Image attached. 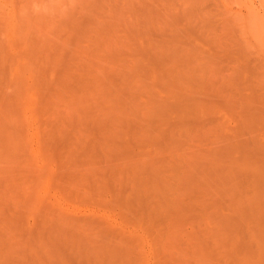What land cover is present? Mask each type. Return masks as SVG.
Listing matches in <instances>:
<instances>
[{
    "label": "rangeland",
    "instance_id": "374dc122",
    "mask_svg": "<svg viewBox=\"0 0 264 264\" xmlns=\"http://www.w3.org/2000/svg\"><path fill=\"white\" fill-rule=\"evenodd\" d=\"M168 258L264 264V0H0V264Z\"/></svg>",
    "mask_w": 264,
    "mask_h": 264
},
{
    "label": "bare ground",
    "instance_id": "6f19581e",
    "mask_svg": "<svg viewBox=\"0 0 264 264\" xmlns=\"http://www.w3.org/2000/svg\"><path fill=\"white\" fill-rule=\"evenodd\" d=\"M175 81H176V80H175ZM177 85L179 86L180 84H177ZM91 88H92V87H91ZM91 88L88 89V94H89L90 91H91V95H90V96H92V95L94 94V93L92 94L93 90H91ZM92 89H93V88H92ZM95 92H96V89H95ZM111 92H112V91H110V90H108L107 92H105L104 90L102 91L103 95L106 94V97H108V96H109V93H111ZM86 94H87V93H86ZM114 94H116V93H114ZM110 95H112L111 97L113 98V97H115L117 94L113 96V94L111 93ZM178 95H180L181 98H183V96H182L183 93H182V95H181L180 93H179ZM184 95H186V94H184ZM88 96H89V95H88ZM180 96H179V97H180ZM111 97H108V98H111ZM181 98H180V99H181ZM218 152H219V151H218ZM217 154H218V153H217ZM219 155H220V154H219ZM210 157H211V156H210ZM215 157H216V156H215ZM203 159H204V158H203ZM206 159L208 160V158H206ZM209 159H210V158H209ZM212 159H214V158L212 157L211 160H212ZM219 160H220V159H219ZM212 162H215V161L212 160ZM212 162H211V163H212ZM216 162H217V161H216ZM232 163H233V162H232ZM212 164H213V163H212ZM214 164H215V163H214ZM223 165H224V164H223ZM223 165L221 164V166H223ZM236 165H237V164H236ZM214 166H216V164H215ZM221 166H220V167H221ZM228 166L231 167L230 165H228ZM232 167H233V166H232ZM237 167H238V166H237ZM214 168H215V167H214ZM230 169H231V168H230ZM237 169H238V168H237ZM210 171H211V170H210ZM212 171H213V170H212ZM209 174H210V173H209ZM218 174H219V173H218ZM218 174H216V175H218ZM220 174L224 175L223 173H220ZM183 175H184V174H183ZM183 175H182V176H183ZM211 175H212V173H211ZM211 175H210V176H211ZM213 175H214V174H213ZM213 175H212V178L216 176V175H214V176H213ZM184 176H185V175H184ZM187 176H188V175H187ZM187 176H186V177H187ZM219 176L222 177V178L224 177V176H221V175H219ZM186 177L183 178V181H184V182H185V181L190 182L189 179L186 178ZM220 177H219V178H220ZM225 177H226V179H227V176H226V175H225ZM225 177H224V178H225ZM185 178H186V179H185ZM189 178H190V177H189ZM210 178H211V177H210ZM210 178H206V182H208V181H209V183H210V182H213ZM222 178H220V179H222ZM195 179H196V178H195ZM207 179H208V181H207ZM209 179H210L211 181H210ZM213 179H214V178H213ZM226 179H225V180H226ZM197 180H199V179L197 178ZM222 180H223V179H222ZM222 180H221V181H222ZM225 180H223V182H224ZM177 181L179 182L180 180L177 179ZM183 181H182V183H183V185H184V182H183ZM194 181H195V180H193V182H194ZM202 181H203L204 184H205V180H202ZM217 181H218V180H217ZM221 181H220V182H221ZM140 182H141V179H140ZM198 182H201V181H198ZM214 182H216L215 179H214ZM220 182L218 183V184H219V187H221V185L223 184V182H221V183H220ZM190 183H191V182H190ZM209 183H208V184L206 183V184L209 185ZM216 183H217V182H216ZM187 184H188V183H186L185 185L187 186ZM194 184H195V183H194ZM206 184H205V185H206ZM211 184H213V183H211ZM214 184H215V183H214ZM218 184H217V186H218ZM176 185H178V183H177ZM191 185H192V183H191ZM191 185H189L188 187L191 188V187L193 186V185H192V186H191ZM197 185H199V184H197ZM197 185H196V186H193V187H194V190H197V191H198L200 188H199V189H196L195 187H201V186H197ZM201 185H202V183H201ZM205 185H203V186L205 187ZM139 186H140V185H139ZM174 186H175V185H174ZM214 186H216V184H215ZM223 186H224V184H223ZM210 187L212 188L211 185L208 186L209 189H211ZM159 188H160V187H159ZM185 188H186V187H185ZM208 188H207V190H208ZM214 188H215V187H214ZM214 188H212L211 190H215ZM216 188H217V187H216ZM223 188H224V187H223ZM160 189H161V188H160ZM180 189H181V188H180ZM180 189L177 188V190H179V191H180ZM192 189H193V188H192ZM202 189H203V188H202ZM202 189H200V190L203 191V192L206 191V190H202ZM218 189H220V188H218ZM177 190H175V192H176ZM182 190H184V189H183V188L181 189V191H180L181 193H182ZM187 190H190V189H187ZM194 190H193V191H194ZM143 191H144V190H143ZM143 191H142V192H143ZM147 191H149V190H147ZM179 191H178V192H179ZM190 191H191V190H190ZM193 191H192L191 193L189 192V193L191 194V196H192V194L194 193ZM221 191H222V190H221ZM142 192L138 191V190L135 189V188H132V190H130L129 192H127L125 195H122L121 192L116 191V193H115L116 199H115L114 204H115V206H116L117 208L119 207L120 210H121L122 212H124L125 215H131V216H133V217L136 218V219H139V216H140V215H139V211H141L142 214H143L144 220L147 222L148 227H149L151 230H157V229H158L159 227H161L164 223H166V222L168 221V216H167V214H169V212H170L172 209H174V208H175V209L172 210V211H173V212L176 211V209H178V208L180 207V206L177 207V205H179L182 201H185V199H186V198L183 199V200L181 199L182 201L179 202V204H177L176 200L179 199V198H182V197H179V196H181L180 193H178V194H179V195H178L177 192H176V194L178 195L179 198H177V199L174 201V202H176L177 205H176L175 207H173V206H174V205H173L174 203L171 204V205H173V206H171L170 204H167V203H166V201H165L166 198H164V200H161V199L159 198V196H161V195H163V194H164L163 197L166 196L164 192H163V193H159V191H158L157 194L159 193V194H158L159 196H158L157 194H152V193H151V195H150L149 193H142ZM175 192H174V193H175ZM185 192H186V189H185ZM185 192H183V194H184ZM199 192H200V191H199ZM203 192L201 193L202 196L205 195V193H203ZM206 192H208V191H206ZM186 193H187V192H186ZM186 193H185V194H186ZM189 193H187V194H189ZM160 194H161V195H160ZM196 194H197V193H196ZM196 194H195V195H196ZM206 194H207V193H206ZM208 194H211V191H209ZM212 194H213V191H212ZM154 195H155V196H154ZM185 196H187V195H185ZM189 196H190V195H189ZM205 196H207V195H205ZM215 196H216V195H215ZM215 196H214V198H215ZM161 197H162V196H161ZM192 197H193V196H192ZM198 197H199V195L197 196V199H198ZM200 197H201V196H200ZM175 198H176V197H175ZM188 198H189V197H188ZM188 198H187V200H190V199H188ZM194 198H195V197H194ZM194 198H193V200H194ZM162 199H163V198H162ZM197 199H196V200H197ZM206 199H207V198H206ZM209 199H210V198H209ZM204 200H205V199H204ZM211 200H212V199H211ZM178 201H180V200H178ZM191 201H192V200H191ZM212 201H214V200H212ZM188 202H189V201H187V202H182V203H185V205L188 204L189 206H190V204H192V206H194L195 203H196L195 201H194L193 203L191 202L190 204H189ZM197 202H198V203H199V202L202 203V202H204V201H201V200L199 201V200H198ZM209 202H210V201H209ZM212 203H213V202H212ZM212 203H211V204H212ZM205 204H206V202H205ZM207 204H209V203H207ZM213 204H214V203H213ZM213 204H212V205H213ZM180 205H183V204H180ZM199 205H200L199 207L201 208L202 205H201V204H199ZM170 206H171V207H170ZM189 206H187L185 209H188ZM197 206H198V204H197ZM197 206H196V207H197ZM209 206H210V205H209ZM209 206H208V207H209ZM136 207H137L138 210H136ZM169 207L172 208V209H168ZM176 207H177V208H176ZM183 207H184V205H183ZM194 207H195V206H194ZM194 207H190V208L188 209V210H189V213L192 212V211H193V213H190V214H189V213L187 212V211H188V210H187L186 213H185V215H186V214H189L190 217H191V219H193V221H195V222H196L197 218L200 217V218H198V219H199L198 221L200 222V221L203 219V220L201 221V223L203 224V222H204V218H205L208 214H207L206 216L203 215L204 217L201 216L200 214H199V216H198V214L196 215V214L194 213V210H195V209L193 210ZM196 207H195V208H196ZM199 207H198V208H199ZM202 207H204V206H202ZM198 208H197V209H198ZM206 208H207V207L205 206L204 210H205ZM180 209H183L182 206H181ZM185 209H183V210H178V211H182V212H184ZM169 210H170V211H169ZM190 210H192V211H190ZM204 210H200V209H199V210H197V211L200 213V211H204ZM209 210H210V209H209ZM214 210H215V208H214ZM168 211H169V212H168ZM195 212H196V211H195ZM198 212H197V213H198ZM205 212H206V211H204V213H205ZM204 213L201 212V214H204ZM191 214H193L194 216L196 215V218H192ZM205 214H206V213H205ZM194 216H193V217H194ZM209 216H210L209 218H211V215H209ZM217 216H218V215H217ZM207 217H208V216H207ZM214 218H215V219H214ZM194 219H195V220H194ZM213 220H214V225L211 224V225L213 226V230L215 229V230H217L216 232H218V231L220 230V226H219V221H220V220H219V216H218V217H213ZM208 221H209V219H208ZM209 222H210V221H209ZM209 222H208V223H209ZM196 223H197V222H196ZM212 223H213V222H212ZM202 224H199V223H198V225H200V226H201ZM211 225H210V226H211ZM200 226H199V227H200ZM205 227H207V224H206V226H204V229H205ZM208 227H209V226H208ZM208 227H207V229H208ZM202 229H203V228H202ZM207 229H205V230H207ZM210 229H211V228H210ZM205 230H203V231H205ZM210 232H211V231H210ZM214 232H215V231H214ZM198 233H199V232H198ZM205 233H207V231H205ZM218 233H220V232H218ZM195 234H196V233H195ZM195 234H194V235H195ZM201 234H202V231H201ZM207 234L209 235V231H208ZM220 234H221V233H220ZM220 234H219V235H220ZM190 235H191V234H190ZM190 235H189V236H190ZM194 235H193V236H194ZM203 235H204V232H203ZM214 235H217V233H215ZM219 235H218V236H219ZM198 236H199V235H198ZM218 236H217V237H218ZM194 237H196V236H194ZM200 237L202 238V236H200ZM205 237H206V236H205ZM208 237L211 239V236H210V235H209ZM214 237H215V236H214ZM189 238H190V237H189ZM191 238H192V237H191ZM196 238L198 239L199 237H196ZM203 239H205V238H203ZM203 239H202V240H203ZM207 239H208V238H206V241H207ZM210 239H209V240H210ZM213 239H214V238H212L211 240H213ZM190 241L192 242V240H190ZM195 241H197V240L194 239V243H197V242H195ZM200 241H201V240H200ZM200 241H199L198 243H200V245L203 244V242H200ZM191 242H190L189 244L192 245ZM194 243H193V245H194ZM198 243H197V245L195 244V246L198 247V246H199ZM204 243H207V242L204 241ZM204 245H205V244H204ZM201 246H202V245H201ZM199 247H200V246H199ZM202 247H203V246H202ZM202 249H203V248H202ZM171 257H172V256H171ZM183 258H184V257H183ZM172 259L174 260V258H172ZM172 259H171V258H170V260H169V258L167 259L168 264H170V263H171V264L174 263L175 260H177L178 258L175 259L174 262H169V261H171ZM131 260H132V259H131ZM168 260H169V261H168ZM178 260H180V259H178ZM181 261H182V260H181ZM176 262H178V261H176ZM185 262H187V261L185 260ZM185 262H184V259H183V263H185ZM179 263H180V262H179ZM174 264H175V263H174ZM176 264H177V263H176ZM180 264H182V262H181ZM186 264H187V263H186Z\"/></svg>",
    "mask_w": 264,
    "mask_h": 264
}]
</instances>
